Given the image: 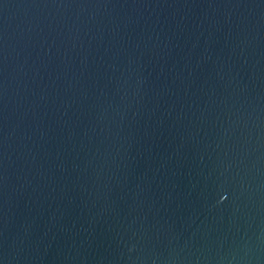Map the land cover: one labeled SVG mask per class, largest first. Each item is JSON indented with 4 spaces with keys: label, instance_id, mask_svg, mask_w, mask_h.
<instances>
[{
    "label": "water",
    "instance_id": "water-1",
    "mask_svg": "<svg viewBox=\"0 0 264 264\" xmlns=\"http://www.w3.org/2000/svg\"><path fill=\"white\" fill-rule=\"evenodd\" d=\"M0 264H264V0H0Z\"/></svg>",
    "mask_w": 264,
    "mask_h": 264
}]
</instances>
